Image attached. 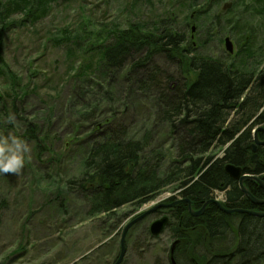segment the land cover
<instances>
[{
    "label": "trees",
    "instance_id": "obj_1",
    "mask_svg": "<svg viewBox=\"0 0 264 264\" xmlns=\"http://www.w3.org/2000/svg\"><path fill=\"white\" fill-rule=\"evenodd\" d=\"M58 1L0 0V49L10 29L38 24ZM182 1L186 18L196 25L190 36L164 20L127 29L112 24L101 30L102 43H95L87 28H66L54 36L67 55L77 51L91 57L76 72V79L85 76L81 85L87 91L82 94L79 86L71 94L69 117L82 124L99 119L90 123L89 134L77 131L70 140L82 160L80 175L67 182L68 193H78L88 204L89 218L112 215L129 204L141 208L166 189L200 208L215 191L229 187L226 164L254 155V127L247 125L264 118V0ZM193 28L207 37L196 38ZM229 35L239 47L235 55L226 48L215 52L219 56L205 52L209 45L219 49ZM0 82L5 87L0 89V133L32 144L38 162L60 156L48 129L23 120L22 106L35 90L1 53ZM119 92L130 97L115 109ZM140 101L148 103L155 118L154 126L137 136L132 128L138 120L127 123L126 117L134 116L129 112ZM10 113L15 124L8 122ZM64 148L71 150L67 144ZM214 149L223 150V157L210 155ZM188 206L183 202L170 209L168 230L182 241L174 253L177 264H193L192 256L200 264H264V218L228 215L215 206L197 218Z\"/></svg>",
    "mask_w": 264,
    "mask_h": 264
},
{
    "label": "rangeland",
    "instance_id": "obj_2",
    "mask_svg": "<svg viewBox=\"0 0 264 264\" xmlns=\"http://www.w3.org/2000/svg\"><path fill=\"white\" fill-rule=\"evenodd\" d=\"M188 14L182 0H153L150 5L136 0H60L38 24L15 27L6 33L0 49L4 61L26 83L31 82L30 89L35 90L25 99L22 118L48 129L54 150L61 155L53 156L51 161L45 156L38 162L33 157L32 144L28 143L32 159L22 173L19 176L0 174V264H114L121 252L126 225L158 204H170L166 201L170 197L179 196L172 189H166L141 208L129 204L116 210L115 215L89 218L85 200L76 192L68 193L67 182L80 175L82 160V154L75 151L70 140L77 131L90 132V123L99 117L84 124L69 117L71 94L79 86L83 88L79 91L82 94L87 91L81 85L85 76L76 79V72L91 57L77 51L67 55L66 48L56 46L53 39L66 28L81 31L87 28L93 30L92 38L99 43L101 30H108L112 24L127 29L136 23L151 27L162 20L175 23L177 30L186 31L190 36L196 25L188 21ZM205 33L196 28L194 35L205 39ZM227 37L232 39L230 35ZM232 40L235 55L239 47ZM220 49L225 52L224 43L219 49L209 45L204 50L219 56L215 52L219 53ZM128 97L129 93L119 92L117 103L112 106L119 107ZM89 99L93 100L92 96ZM139 104L135 112H129L135 113L134 116L126 117L127 123L138 120L132 128L137 136L143 134L144 127L152 128L155 118L147 102ZM65 144L71 147L70 152L64 148ZM210 155L222 157L223 150L214 149ZM63 199L65 202L61 205ZM169 214L168 208H160L132 228L127 235L122 264H170L169 251L174 244L171 232L165 230L158 237L147 234L152 223Z\"/></svg>",
    "mask_w": 264,
    "mask_h": 264
},
{
    "label": "flooded vegetation",
    "instance_id": "obj_3",
    "mask_svg": "<svg viewBox=\"0 0 264 264\" xmlns=\"http://www.w3.org/2000/svg\"><path fill=\"white\" fill-rule=\"evenodd\" d=\"M263 112H264V108L261 110V113H263ZM247 126L248 127H252V126L254 127L252 130L253 141L250 143V149L254 153V155H253L254 157L248 156L247 158L242 159L239 162V164L228 163V164H226V166L230 164V165H234L235 167H239L242 170V172H241L242 176L247 175V176L255 177V178L259 179L262 183H264V130H260L257 132V137H258L259 142H260L259 144H256L255 134H254L255 130H258L260 128L264 129V118L262 121H260V123H258L256 118H254L248 123ZM254 146H256L255 150H254ZM258 165L260 167H258ZM229 178L231 180L229 187L225 191H220V194H221L220 196H217L214 192L213 197L210 200H215V201L221 202L222 206L225 209H236V208H234L235 207L234 205H238V206L241 205L242 207H244L241 209L251 210V211H256V212H264V205H255L247 197V195L242 191L239 179H232L230 176H229ZM244 187H246L248 189V191L256 199L264 200V188L261 185V183L258 182V180L257 181L256 180L246 181V182H244ZM208 201H206L204 204H202V206L200 208L195 206V207H192V209L195 211H199L204 207V205ZM234 203H238V204H234ZM209 206H215L216 208H218V210L220 212L225 213L215 204H209V205H207V208ZM207 208L201 216H196V217L198 218V217L204 216V214L207 211ZM188 211H189V214L191 217H195V216L191 215L189 208H188ZM258 218H260V217H258ZM262 218H264V217H262ZM168 229L169 228L167 227L165 230H168ZM148 232H149V230L147 231V234L150 235V232L149 233ZM175 251H176V247L174 249V253H175ZM169 254L171 257V255H172L171 248H170ZM170 264H171V262H170Z\"/></svg>",
    "mask_w": 264,
    "mask_h": 264
},
{
    "label": "water",
    "instance_id": "obj_4",
    "mask_svg": "<svg viewBox=\"0 0 264 264\" xmlns=\"http://www.w3.org/2000/svg\"><path fill=\"white\" fill-rule=\"evenodd\" d=\"M195 31V28H193V32ZM224 44H225V48L227 50V52L229 54H233L234 53V43L233 40L230 37H226L224 40ZM260 130H264L262 128L255 130L254 134H255V141L256 144H259V139L257 137V132ZM256 149V146H254V150ZM225 170L227 172V174L232 178V179H239L240 180V186L242 191L247 195V197L255 204V205H264V200H259L256 199L249 191L246 187H244V182L249 181V180H258V182L261 183V185L264 188V183H262L259 179L255 178V177H251V176H247L244 175L242 176L241 172V168L239 167H235L234 165H227L225 167ZM182 202H186L188 203V208L190 210V213L192 216H201L206 208L207 205L209 204H215L217 205L223 212H225L226 214H246V215H251V216H255V217H264V212H256V211H251V210H245V209H225L221 202L219 201H215V200H209L204 207L199 210V211H195L192 209V202L189 199H183V200H179V201H175L171 204H166V203H161L158 204L155 208L144 212L143 214L137 216L136 218L132 219L124 228L123 233H122V238H121V252L118 256V259L116 260V262L114 264H122L125 254H126V237L127 234L129 232V230L136 225L137 223H139L140 221H142L145 217H147L148 215L152 214L153 212H155L156 210L160 209V208H173L175 205L182 203ZM169 218L167 216L162 217L161 219L156 220L154 223L151 224L150 226V233L153 237H158L161 234L164 233L165 229L167 228L168 224H169ZM176 247V244H173L172 248H171V264H177L175 257H174V249ZM191 262L193 264H198V262L196 261V259H192Z\"/></svg>",
    "mask_w": 264,
    "mask_h": 264
},
{
    "label": "clouds",
    "instance_id": "obj_5",
    "mask_svg": "<svg viewBox=\"0 0 264 264\" xmlns=\"http://www.w3.org/2000/svg\"><path fill=\"white\" fill-rule=\"evenodd\" d=\"M8 122L16 123L15 114H9ZM31 159V146L25 139L14 134H0V174L19 176Z\"/></svg>",
    "mask_w": 264,
    "mask_h": 264
},
{
    "label": "bare ground",
    "instance_id": "obj_6",
    "mask_svg": "<svg viewBox=\"0 0 264 264\" xmlns=\"http://www.w3.org/2000/svg\"><path fill=\"white\" fill-rule=\"evenodd\" d=\"M225 172H226V170H225ZM227 173V172H226ZM228 175V174H227ZM215 194L217 195V196H220L221 194H220V191H215ZM171 198V197H170ZM169 198V199H170ZM169 199H167L166 201H167V203L169 202L170 204L171 203H173V202H175V201H179V200H183V198H179V199H177V200H174V201H172V202H170L169 201ZM152 202V201H151ZM183 203V202H182ZM180 204V203H179ZM179 204H177V205H175L173 208H168V210H169V212H170V209H175ZM155 205V204H154ZM164 209H167V208H164ZM236 209H241V208H236ZM143 214V213H142ZM141 215V214H140ZM139 216V215H138ZM149 216V215H148ZM137 217V216H136ZM135 217V218H136ZM170 220H169V224H168V226L167 227H169V225L171 224V221H172V217H171V213H170V216H167ZM135 226V225H134ZM133 226V227H134ZM132 227V228H133ZM132 228L129 230V232L132 230ZM128 232V233H129ZM149 232H150V229H149ZM128 235V234H127ZM150 235H151V233H150ZM162 235V234H161ZM152 236V235H151ZM153 237V236H152ZM172 237H173V235H172ZM126 239H127V237H126ZM173 241H174V244H176V246H179L181 243H182V241H181V239H179V238H175V237H173ZM192 259H194V257L192 256Z\"/></svg>",
    "mask_w": 264,
    "mask_h": 264
}]
</instances>
